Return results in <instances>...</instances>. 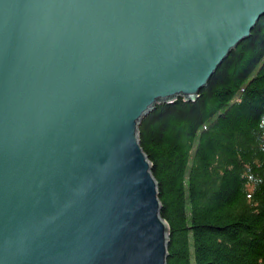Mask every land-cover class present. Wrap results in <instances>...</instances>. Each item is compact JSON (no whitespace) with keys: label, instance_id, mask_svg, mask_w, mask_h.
<instances>
[{"label":"water","instance_id":"1","mask_svg":"<svg viewBox=\"0 0 264 264\" xmlns=\"http://www.w3.org/2000/svg\"><path fill=\"white\" fill-rule=\"evenodd\" d=\"M264 0H0V264H166L138 141L194 100Z\"/></svg>","mask_w":264,"mask_h":264},{"label":"trees","instance_id":"2","mask_svg":"<svg viewBox=\"0 0 264 264\" xmlns=\"http://www.w3.org/2000/svg\"><path fill=\"white\" fill-rule=\"evenodd\" d=\"M168 226L166 264H264V16L197 97L138 127Z\"/></svg>","mask_w":264,"mask_h":264}]
</instances>
